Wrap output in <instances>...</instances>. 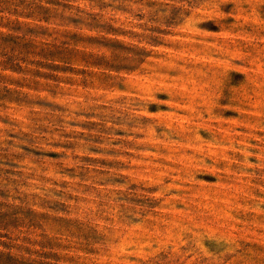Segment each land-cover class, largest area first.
I'll list each match as a JSON object with an SVG mask.
<instances>
[{
	"label": "rangeland",
	"instance_id": "rangeland-1",
	"mask_svg": "<svg viewBox=\"0 0 264 264\" xmlns=\"http://www.w3.org/2000/svg\"><path fill=\"white\" fill-rule=\"evenodd\" d=\"M0 264H264V0H0Z\"/></svg>",
	"mask_w": 264,
	"mask_h": 264
}]
</instances>
